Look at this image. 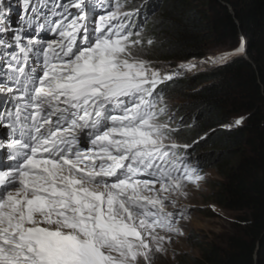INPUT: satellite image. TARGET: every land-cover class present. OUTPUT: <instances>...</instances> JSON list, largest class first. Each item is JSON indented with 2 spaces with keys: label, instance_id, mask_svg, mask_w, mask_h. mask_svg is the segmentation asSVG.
Here are the masks:
<instances>
[{
  "label": "snow or ice",
  "instance_id": "obj_1",
  "mask_svg": "<svg viewBox=\"0 0 264 264\" xmlns=\"http://www.w3.org/2000/svg\"><path fill=\"white\" fill-rule=\"evenodd\" d=\"M125 9L0 0V153L11 162L0 165V264H155L184 235L191 208L179 201L204 177L158 91L179 72L147 59L155 41ZM244 53L241 37L207 62Z\"/></svg>",
  "mask_w": 264,
  "mask_h": 264
},
{
  "label": "trees",
  "instance_id": "obj_2",
  "mask_svg": "<svg viewBox=\"0 0 264 264\" xmlns=\"http://www.w3.org/2000/svg\"><path fill=\"white\" fill-rule=\"evenodd\" d=\"M127 1L119 0L125 10H138L133 25L139 29L148 7ZM153 5L144 38L154 39L150 52L169 68L203 59L212 49L232 50L241 37L245 43L242 56L158 86L165 99L175 101L172 109L183 122L175 138L185 144L203 140L219 151L225 170L214 203L236 214L233 233L222 243L202 246L200 257L181 258L179 264H264V0H154ZM238 117L245 119L236 126Z\"/></svg>",
  "mask_w": 264,
  "mask_h": 264
},
{
  "label": "rangeland",
  "instance_id": "obj_3",
  "mask_svg": "<svg viewBox=\"0 0 264 264\" xmlns=\"http://www.w3.org/2000/svg\"><path fill=\"white\" fill-rule=\"evenodd\" d=\"M97 1L100 0H96V2ZM111 2L115 5L113 3L114 0H111ZM8 3L16 5L17 0H4L5 5ZM135 3L140 7H148L143 19L140 18L141 27L139 26V29H137L141 30L144 35V23L155 14V5L152 6L154 0H135ZM48 7L51 8L50 5H48ZM94 12L96 15L104 14V10ZM22 14L23 11L21 8L14 7L12 14L7 16L8 23L12 28L18 26L19 18ZM219 53L221 52L212 49L211 55H208L203 59L188 61L196 65L191 71L178 69V65L181 63H174L176 65L169 68L167 65L168 63L160 61L156 56L152 55L151 52L147 56V59L153 61L154 67L161 69L162 72H172L173 70L178 71L179 75L174 78H186L217 66L207 61L210 56H215ZM242 55L244 54H241L240 56ZM164 103L167 107L168 117H171L172 127L179 130L183 127V122L182 119L177 117L172 109L175 101L164 98ZM177 132L176 134L178 135ZM177 141L181 144H185L179 140ZM187 145L190 146L187 150L189 163L192 162L194 165H198L201 170L200 174L204 178L199 181L198 186L188 185L186 189L187 196L182 197L179 201L180 205L185 207L190 206L191 208L190 215L187 216L186 220L182 221L184 235L174 237L173 242L168 245V253L159 256L155 261V264H179L181 258H185V261L189 262L190 257H200V247L206 246L210 243L220 244L228 235L233 233L232 223L236 214L225 211L214 203L215 186L217 182L222 180L221 172L222 170L223 172L225 170V165H223L224 163L222 162L224 160L217 159L216 153L219 151L204 146L203 140H197L196 142L188 143ZM233 163L234 160L229 162V164ZM173 252L175 253V256H173Z\"/></svg>",
  "mask_w": 264,
  "mask_h": 264
},
{
  "label": "clouds",
  "instance_id": "obj_4",
  "mask_svg": "<svg viewBox=\"0 0 264 264\" xmlns=\"http://www.w3.org/2000/svg\"><path fill=\"white\" fill-rule=\"evenodd\" d=\"M183 151V150H182ZM188 154V153H187ZM190 164L194 165L192 162H190Z\"/></svg>",
  "mask_w": 264,
  "mask_h": 264
}]
</instances>
